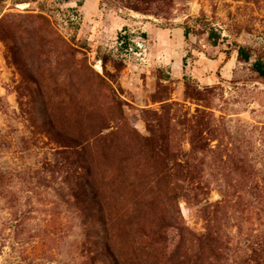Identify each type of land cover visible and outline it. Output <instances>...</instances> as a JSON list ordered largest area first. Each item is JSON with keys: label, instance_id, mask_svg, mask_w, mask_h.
Segmentation results:
<instances>
[{"label": "rangeland", "instance_id": "rangeland-1", "mask_svg": "<svg viewBox=\"0 0 264 264\" xmlns=\"http://www.w3.org/2000/svg\"><path fill=\"white\" fill-rule=\"evenodd\" d=\"M257 62L264 0H0V264H264Z\"/></svg>", "mask_w": 264, "mask_h": 264}, {"label": "trees", "instance_id": "trees-1", "mask_svg": "<svg viewBox=\"0 0 264 264\" xmlns=\"http://www.w3.org/2000/svg\"><path fill=\"white\" fill-rule=\"evenodd\" d=\"M242 52H243V51H242ZM244 58H245L246 60L249 59V57H248L247 55H246ZM254 67H255V70L259 73V75L262 76V77H264V68H263L262 63H261V62H257V63L254 65Z\"/></svg>", "mask_w": 264, "mask_h": 264}]
</instances>
